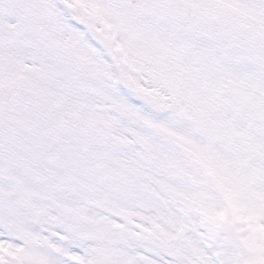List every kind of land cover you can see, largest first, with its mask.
<instances>
[{"label": "snow or ice", "instance_id": "1", "mask_svg": "<svg viewBox=\"0 0 264 264\" xmlns=\"http://www.w3.org/2000/svg\"><path fill=\"white\" fill-rule=\"evenodd\" d=\"M0 264H264V0H0Z\"/></svg>", "mask_w": 264, "mask_h": 264}]
</instances>
